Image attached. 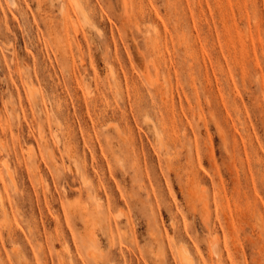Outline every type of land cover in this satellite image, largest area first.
<instances>
[{
	"label": "rangeland",
	"instance_id": "rangeland-1",
	"mask_svg": "<svg viewBox=\"0 0 264 264\" xmlns=\"http://www.w3.org/2000/svg\"><path fill=\"white\" fill-rule=\"evenodd\" d=\"M16 1L0 264H264V0Z\"/></svg>",
	"mask_w": 264,
	"mask_h": 264
},
{
	"label": "bare ground",
	"instance_id": "bare-ground-1",
	"mask_svg": "<svg viewBox=\"0 0 264 264\" xmlns=\"http://www.w3.org/2000/svg\"><path fill=\"white\" fill-rule=\"evenodd\" d=\"M5 1V3H6V5L7 6H11V7H15L16 5H17V1L16 0H4ZM127 0H124V2H126ZM76 7H77V9H79L80 11L82 10V8H81V5L79 4V2L76 0ZM66 13V12H65ZM68 13V12H67ZM66 13V14H67ZM63 15H65L64 14V12H63ZM84 15V14H83ZM64 17V16H63ZM84 17L87 19V20H90L89 18H88V16H85L84 15ZM65 18V20H67V24H70L69 22H71V25H73V23H75L74 22V20L70 17V16H65L64 17ZM78 25V24H77ZM73 26H75V25H73ZM77 28V27H76ZM154 31H156V30H154ZM30 94H31V92H30ZM41 139L42 140H44V137L43 136H41ZM53 139H57V135L55 134V136H54V138ZM29 154H31V155H34L33 153H29ZM31 155L30 156H27L28 157V160L30 161V160H32V157H31ZM3 206V205H2ZM95 207H96V209H99V208H101V205H100V203L99 202H96V205H95ZM6 212H7V210H6ZM213 244V246L215 245V241H211ZM214 252V251H213ZM212 252V253H213ZM216 252V251H215Z\"/></svg>",
	"mask_w": 264,
	"mask_h": 264
}]
</instances>
